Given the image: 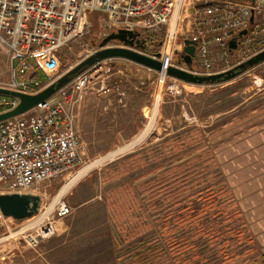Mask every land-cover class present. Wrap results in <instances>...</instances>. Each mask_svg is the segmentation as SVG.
Masks as SVG:
<instances>
[{
	"label": "rangeland",
	"instance_id": "1",
	"mask_svg": "<svg viewBox=\"0 0 264 264\" xmlns=\"http://www.w3.org/2000/svg\"><path fill=\"white\" fill-rule=\"evenodd\" d=\"M187 3L178 11L168 49L161 47L163 34L152 45L171 53L174 66L190 34ZM107 24L91 26L59 48L55 78L98 49L112 31ZM122 73V89L100 94L105 75L95 73L77 98L74 129L83 152L77 168L28 191L0 187V195L40 199L33 216L0 224V264H131L140 243L155 249L153 264H264V62L216 85L179 83L182 92L174 97L157 72L126 67ZM8 81V56L0 48V85ZM143 105L149 108L145 117ZM130 119L138 134L128 138ZM120 131L123 140L116 143ZM207 150L212 162L196 167L179 199L139 193L144 180ZM210 193L218 196L214 208L203 199ZM58 201L69 208L63 218L54 214ZM47 225L53 234L33 245L30 240ZM236 230L242 232L238 238Z\"/></svg>",
	"mask_w": 264,
	"mask_h": 264
},
{
	"label": "built area",
	"instance_id": "2",
	"mask_svg": "<svg viewBox=\"0 0 264 264\" xmlns=\"http://www.w3.org/2000/svg\"><path fill=\"white\" fill-rule=\"evenodd\" d=\"M186 1L192 8L187 39L195 44L192 74L224 72L264 50V4L260 0H0V48L8 56L9 77L0 88L35 94L54 82L58 78L57 51L88 32L85 17L91 11L103 13L112 31H144L147 35L142 34L143 53L154 57V38L163 34L161 47L168 49L175 18ZM244 29L247 34L230 53L228 41ZM160 54V61H165V53ZM169 55L167 65H171ZM106 65V61L94 65L42 104L0 122V187L28 191L64 177L82 163V143L74 129V106L79 94L91 83L92 75L112 73ZM158 77L166 94H181L178 82H169L165 74ZM100 90L109 91L104 85ZM17 104L18 99L0 95V114ZM54 214L63 218L69 208L58 201ZM8 220L0 213V224ZM53 232V227L47 225L33 236L35 241L30 240L32 237L29 240L35 245Z\"/></svg>",
	"mask_w": 264,
	"mask_h": 264
},
{
	"label": "water",
	"instance_id": "3",
	"mask_svg": "<svg viewBox=\"0 0 264 264\" xmlns=\"http://www.w3.org/2000/svg\"><path fill=\"white\" fill-rule=\"evenodd\" d=\"M248 1L253 0H239ZM264 4V0H260ZM250 25L253 17H250ZM247 34V29L240 31L236 36L228 41V49L233 52L239 43V40ZM110 42H116L119 46L109 47ZM93 44V43H92ZM144 50V39L141 38L137 30H116L105 36L98 44V49L85 57L74 67L67 70L59 76L54 82L35 94H23L0 88V95L18 99V104L12 110L0 114V122L22 115L36 106L42 104L45 100L55 95L63 87L72 82L80 74L86 72L94 65L114 59H122L138 66L144 67L150 71L165 74L167 77L176 81L196 86L216 85L231 81L241 73L251 69L264 62V50L251 56L247 60L235 65L229 70L212 75H195L189 70L192 68V58L195 52V44L188 39L183 40L181 53L178 55L177 65H167L165 61H160V54L149 57L141 53ZM183 63L187 69L179 67ZM40 199L38 196L30 194H1L0 195V213L3 217L12 220H23L37 213Z\"/></svg>",
	"mask_w": 264,
	"mask_h": 264
},
{
	"label": "trees",
	"instance_id": "4",
	"mask_svg": "<svg viewBox=\"0 0 264 264\" xmlns=\"http://www.w3.org/2000/svg\"><path fill=\"white\" fill-rule=\"evenodd\" d=\"M156 53H158L157 50L153 51L152 54L155 55ZM112 67L116 68L117 66L112 64ZM177 145L179 144H176V147ZM210 162H212L211 154L208 150L203 151L199 153L196 158H193L188 162L166 167L165 169L158 172V174L152 179H148L147 181L144 180V182L139 184L137 188L139 193L144 194L148 192L150 197L155 195L158 198L159 196L164 195L167 198L169 197L172 199H179L181 196L180 190H182V188L188 184V181L192 176L197 175L195 171V169H197L196 167L199 164ZM121 173L122 171L119 174ZM114 176L115 175L112 177ZM178 184L180 187H176ZM203 199L209 208L216 207L218 202V196L212 193L208 194L206 197H203ZM241 234L242 232L240 230H236L234 232L235 238L240 237ZM154 251L155 249H150V247L145 243H140V245H138L137 252H135V254L132 256L133 260L131 264H153L154 259L157 257ZM226 258H228L227 255Z\"/></svg>",
	"mask_w": 264,
	"mask_h": 264
},
{
	"label": "crops",
	"instance_id": "5",
	"mask_svg": "<svg viewBox=\"0 0 264 264\" xmlns=\"http://www.w3.org/2000/svg\"><path fill=\"white\" fill-rule=\"evenodd\" d=\"M179 11V10H178ZM86 22L89 24V27L91 28V26L92 27H97V28H100V26L102 25V24H104L105 23V20H106V17H105V15L103 14V13H101V12H97V11H91V12H87V14H86ZM177 20V17L175 18V21ZM98 32H99V30H98ZM116 60H121V61H124V63H126V64H124V63H122V65H121V67L120 66H117L116 68L115 67H112L111 69H112V78L109 80V75H105V76H102L101 78V80H100V82H99V85H100V83L102 84V85H104L107 89H109V91L108 92H102V91H100L101 93L100 94H106V93H109L110 91H114V87H116V88H121L122 89V85H123V82H122V79H123V76H125V78H126V74H123L122 72H123V70L125 71L126 70V67H129L131 70H134V71H139V68H141V69H145V70H147L146 68H143V67H141V66H138V65H136V64H133V63H131V62H128V61H126V60H122V59H116ZM108 62H110V61H108ZM106 64H107V62H106ZM125 67V68H124ZM139 67V68H138ZM147 71H149V70H147ZM132 73H130L129 75H131ZM106 78H108V82L107 83H105V80H106ZM124 93L126 94V92L124 91V92H122V93H120V95L118 96V97H121V95H124ZM119 101H122L121 100V98H119ZM145 105H143V109H141V115L143 116V117H145V115H146V113L149 111V108H147V107H144ZM118 107H126V105H124V104H122L121 106H118ZM113 111L114 110H112V111H110V114H113ZM123 111V110H122ZM130 111V110H129ZM137 112V111H136ZM131 114V113H130ZM129 128H131L132 129V127H133V132L131 133V135L128 137V138H131V137H133V136H136V134H138V125H137V123L135 122L134 123V125L132 126L131 125V119L129 120V126H128ZM124 128H127V127H124ZM122 130H124L123 128H121V131ZM121 131H120V134L118 133L117 135H118V137H117V140H116V143H119V142H121L122 140H123V136H122V134H121ZM147 133V132H146ZM146 133H142L143 135H141V136H144ZM145 137V136H144ZM142 139H143V137L141 138V142H142ZM113 144H114V142H112ZM134 143V142H133ZM133 143H130V144H133Z\"/></svg>",
	"mask_w": 264,
	"mask_h": 264
},
{
	"label": "bare ground",
	"instance_id": "6",
	"mask_svg": "<svg viewBox=\"0 0 264 264\" xmlns=\"http://www.w3.org/2000/svg\"><path fill=\"white\" fill-rule=\"evenodd\" d=\"M164 58L170 60V55L166 52V53L164 54Z\"/></svg>",
	"mask_w": 264,
	"mask_h": 264
},
{
	"label": "flooded vegetation",
	"instance_id": "7",
	"mask_svg": "<svg viewBox=\"0 0 264 264\" xmlns=\"http://www.w3.org/2000/svg\"><path fill=\"white\" fill-rule=\"evenodd\" d=\"M194 63V55H193V58H192V64Z\"/></svg>",
	"mask_w": 264,
	"mask_h": 264
}]
</instances>
